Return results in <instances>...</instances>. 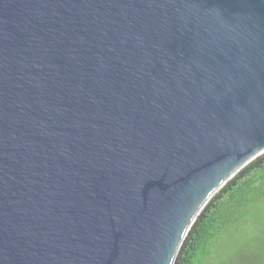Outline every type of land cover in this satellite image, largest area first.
Listing matches in <instances>:
<instances>
[{
    "label": "water",
    "instance_id": "1",
    "mask_svg": "<svg viewBox=\"0 0 264 264\" xmlns=\"http://www.w3.org/2000/svg\"><path fill=\"white\" fill-rule=\"evenodd\" d=\"M264 153V0H0V264H174Z\"/></svg>",
    "mask_w": 264,
    "mask_h": 264
},
{
    "label": "trees",
    "instance_id": "2",
    "mask_svg": "<svg viewBox=\"0 0 264 264\" xmlns=\"http://www.w3.org/2000/svg\"><path fill=\"white\" fill-rule=\"evenodd\" d=\"M257 216L261 221L255 222ZM258 241H263L264 249V153L241 168L208 201L174 264H231L245 246L257 250ZM218 246L221 254L216 252Z\"/></svg>",
    "mask_w": 264,
    "mask_h": 264
},
{
    "label": "rangeland",
    "instance_id": "3",
    "mask_svg": "<svg viewBox=\"0 0 264 264\" xmlns=\"http://www.w3.org/2000/svg\"><path fill=\"white\" fill-rule=\"evenodd\" d=\"M259 217L257 216V220L255 219V222H258L259 220L261 221ZM249 221L251 220L249 219ZM249 221L247 222V224L250 223ZM258 243H259V247H257V250L255 251L252 250L248 245L245 246L244 251H241L240 254L234 256L231 264H264L263 241L261 242L258 241ZM215 264H219V263L216 261Z\"/></svg>",
    "mask_w": 264,
    "mask_h": 264
},
{
    "label": "flooded vegetation",
    "instance_id": "4",
    "mask_svg": "<svg viewBox=\"0 0 264 264\" xmlns=\"http://www.w3.org/2000/svg\"><path fill=\"white\" fill-rule=\"evenodd\" d=\"M221 248H220V246H218L217 248H216V252H218V253H220L221 254Z\"/></svg>",
    "mask_w": 264,
    "mask_h": 264
}]
</instances>
